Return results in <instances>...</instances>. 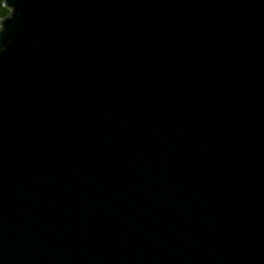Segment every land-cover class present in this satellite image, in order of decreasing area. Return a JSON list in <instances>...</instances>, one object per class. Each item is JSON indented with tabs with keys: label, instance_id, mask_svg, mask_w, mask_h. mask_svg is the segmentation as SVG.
<instances>
[{
	"label": "water",
	"instance_id": "1",
	"mask_svg": "<svg viewBox=\"0 0 264 264\" xmlns=\"http://www.w3.org/2000/svg\"><path fill=\"white\" fill-rule=\"evenodd\" d=\"M0 264H264V0H3Z\"/></svg>",
	"mask_w": 264,
	"mask_h": 264
},
{
	"label": "trees",
	"instance_id": "2",
	"mask_svg": "<svg viewBox=\"0 0 264 264\" xmlns=\"http://www.w3.org/2000/svg\"><path fill=\"white\" fill-rule=\"evenodd\" d=\"M8 14H9V10L6 7H4L3 0H0V20L1 18L5 17Z\"/></svg>",
	"mask_w": 264,
	"mask_h": 264
}]
</instances>
